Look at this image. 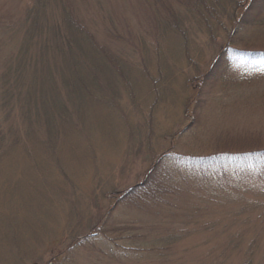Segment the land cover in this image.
Segmentation results:
<instances>
[{"label":"rangeland","instance_id":"1","mask_svg":"<svg viewBox=\"0 0 264 264\" xmlns=\"http://www.w3.org/2000/svg\"><path fill=\"white\" fill-rule=\"evenodd\" d=\"M28 3L0 0V63L20 38L17 23ZM157 3L72 1L99 45L128 66L139 105L121 95L109 108L87 106L82 122L60 123L55 139L47 131L37 134L40 140L30 149L0 142V264H42L53 256L54 264H264V166L210 174L165 162L158 189L144 203L113 206L104 199L136 183L153 156L169 148V154L199 155L225 145L264 144V70L243 62L226 58L204 88L205 102L185 116V103L195 94L186 79L207 71L222 47L193 20L178 16V0L161 5L178 16V36L157 28L158 14L166 17ZM8 26L14 30L5 35ZM245 37L250 42L237 43L240 50L264 49V22ZM0 120L6 127L14 122L1 112ZM97 209L111 217L106 230L114 246L97 242L67 258L50 254L65 248L69 231L83 232ZM172 236L176 243L161 251L168 259L156 250L119 258L121 247L138 238L160 242Z\"/></svg>","mask_w":264,"mask_h":264},{"label":"trees","instance_id":"2","mask_svg":"<svg viewBox=\"0 0 264 264\" xmlns=\"http://www.w3.org/2000/svg\"><path fill=\"white\" fill-rule=\"evenodd\" d=\"M72 1L29 0L17 23L20 38L14 43L13 50L9 48L5 51L0 63V112L8 118L12 116L14 121L6 127L0 120L2 145H6L7 140H13L9 147L30 149L34 141L40 140L37 134L46 131L51 139H55L60 123L73 124L78 119V123L82 122L83 118L80 117H83L87 106L109 108L117 104L121 95L131 105H139L132 89L128 66L120 62L118 56L108 48L99 45L95 35L75 13ZM155 1L166 11L165 18H160L162 16L158 14L155 19L157 28L162 25V30L167 27L166 31L178 36L181 27L178 16L181 14L182 17L193 20L208 38L216 40L217 48L222 47L207 71L186 79V88L195 90V94L185 103V116L194 115L197 104L205 102L204 88L220 73L218 68L226 58L243 62L255 70H264V49L240 50L237 47V43H249L245 37L249 29L264 22V0H178V16L171 15L167 8L161 6L164 0ZM12 30L13 26H8L4 34L8 35ZM183 35L184 33L179 37ZM154 91V97L157 98L158 93ZM156 102L157 100L152 103L151 108ZM55 123L56 128L53 129ZM150 124L149 119L148 128ZM43 144L46 145L40 143L38 146L45 147ZM260 144L257 141L225 145L212 153L199 155L169 154L172 149L169 148L167 154L153 156L157 158L140 181L111 193L112 197L104 195V199L112 200L113 206L144 203V199L158 189L160 176L158 179L156 176L160 164L165 162L178 164V169L196 168V171L210 174L223 172L225 168H230L228 170L231 171L243 168L239 166L262 167L264 144ZM224 165L226 167H222ZM110 222L109 213L97 209L93 218L83 226V232L69 231L65 248H56L50 254H62L63 258H67L68 253L86 245H95L97 242L113 245L112 241L115 239L112 240L106 230ZM138 240L141 241L121 247L118 251L119 258L127 260L129 255L141 254L148 257L155 255L156 250L162 258L168 259V254L161 251H168L178 238L160 242ZM54 258L53 256L42 264H54Z\"/></svg>","mask_w":264,"mask_h":264}]
</instances>
